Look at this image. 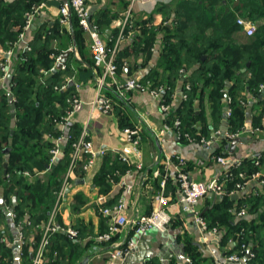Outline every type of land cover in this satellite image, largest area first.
Returning a JSON list of instances; mask_svg holds the SVG:
<instances>
[{
	"label": "trees",
	"instance_id": "1",
	"mask_svg": "<svg viewBox=\"0 0 264 264\" xmlns=\"http://www.w3.org/2000/svg\"><path fill=\"white\" fill-rule=\"evenodd\" d=\"M45 1L0 0V46L3 49H8L18 40L19 31L16 28L25 24L26 14L32 7ZM47 4L60 9L65 2L58 0ZM155 13H160L165 23L158 29L146 30L140 41H134L132 48L134 55L144 51L150 56L159 32L162 36L157 64L142 82L150 81L151 88L161 84L172 87L175 81L180 79L183 84L190 83L192 87L189 100L182 103L177 111L172 112L166 121L173 124L176 118H180L183 127H186L185 130L194 133L195 122L201 120L204 124L201 127L202 132L206 135L209 127L204 99L207 98L210 103L213 124L216 126L223 116V97L227 94L232 99L233 108L228 130L232 133L240 132L246 122L243 107L246 94L258 96L264 106V0H175L171 5H159ZM238 18L256 24L253 36H246L243 28L237 24ZM169 19L171 21H168ZM98 25L101 28L100 23ZM50 32L47 35L43 29L39 30L29 45L30 51L18 49L16 52L10 79V89L15 100L13 110L8 93L0 90V219L4 221L5 216L2 202L13 209L15 214L14 230L12 227H7L4 231L0 228V264H13L12 250L8 248L7 241L12 240L13 231L18 225L23 226L26 237L33 235V243L27 242L24 249L25 257L30 256L28 247L34 251L38 248L41 239L38 226L48 221L57 193L62 187L72 151L70 142L63 148L64 157L61 161L50 169L47 168L51 164L50 152L56 146L55 140L62 135L53 119L58 120L65 114L69 108L67 100L75 94L74 84H67L68 80L84 83L95 79L96 75L93 71V60L83 59L87 66L77 70L73 67L77 60L71 64L69 57L64 70L43 76L42 70L48 71L55 65L56 57L51 55L61 54L52 48L53 42L67 39V36L82 50L85 44L84 32L72 12L70 32L63 29L60 22L55 24ZM112 45L113 43L108 41L109 49ZM131 54L129 49L119 52V70H123L124 63ZM65 84V91L56 90V87L60 88ZM168 96L169 94L166 95L167 98ZM196 101L200 102L199 112L195 109ZM119 116L121 126H128L124 121L125 117ZM260 121V117L253 118V128L261 126ZM70 134L73 139L78 138V125L71 126ZM226 146L223 142L216 151L217 154L223 155L221 151L226 152ZM6 149H10L9 156L4 152ZM254 161V158L245 159L233 167L232 180L226 182L225 190L231 191L236 183L244 182V179L239 177L240 173L251 177L259 172L260 166H256ZM260 162L262 163V159ZM119 169L125 172L128 167L112 163V156L104 158L94 177L95 185L100 187L101 193L110 191L109 179L113 178L115 171ZM25 172L30 176H25ZM83 175L84 172L79 167L76 176L81 178ZM68 198L69 194L66 203ZM86 204L85 196L78 193L72 198L71 205L66 204L64 207L73 213H79ZM234 204L232 196L224 197L212 212L204 213L203 216L207 218L210 228L220 224V246L230 248V253H240L242 244L249 245L252 241L250 233L259 234L260 226L255 221L240 220L237 223L235 217L243 206L248 205L251 213L262 211L259 220L264 225V193L245 197L239 201L236 208ZM26 217H29L31 226L24 224ZM57 221L58 226H65L61 214ZM77 230L78 236L75 238L64 232L52 235L44 253V264H77L83 254L79 242L85 238L83 231L80 228ZM229 240L232 241L229 243ZM253 242L255 244L250 249L254 257L249 260V264H264V247L259 243L260 239ZM185 244L187 251H196V247L188 240ZM191 259L192 263L196 264L197 257ZM146 264L161 262L157 258H151Z\"/></svg>",
	"mask_w": 264,
	"mask_h": 264
},
{
	"label": "crops",
	"instance_id": "2",
	"mask_svg": "<svg viewBox=\"0 0 264 264\" xmlns=\"http://www.w3.org/2000/svg\"><path fill=\"white\" fill-rule=\"evenodd\" d=\"M86 2L90 7L92 20L96 23H100L101 25L100 29L103 37L107 41L109 39L116 38L120 31V23L129 9L131 0H86ZM173 2H175V0H136L134 2L131 13L132 19L136 24V28H134L131 37L125 40L121 46V51L129 49L132 54L125 62L127 63V66L122 71L119 70L121 81L136 76L144 78L156 66L161 51L162 36L160 32L157 42L151 50L150 56H148V54L144 51L134 55L132 49L133 44L135 43V40L140 41V39L143 38L146 30L150 31L153 28L158 29L163 23H165L164 17L160 13H155V11L159 5H171ZM168 21L171 20L169 19ZM58 22H60L59 8L54 5L47 4L34 20L31 29L26 33V40L24 42L30 45L34 41L36 33L42 29L45 34L49 35L52 27ZM60 26L70 32L69 25H62L60 23ZM65 38L67 39H60L53 42L52 48L56 51H60L62 55L66 51H69L70 48H74L77 54L69 51V56L66 58V62L70 57L69 59L71 64H73L72 62L74 60H77L76 64L75 62L73 64V67L77 70L80 67H86V62H83V59L93 60L87 35L84 33L85 43L87 44H84L83 50L80 46L75 44L74 40H70L67 36ZM1 49L3 48L0 46V50ZM20 49L21 48H19V50ZM51 57H56V55L52 54ZM93 71L96 73L95 79L93 80H88L84 83L79 81L76 82L74 80L75 83L81 84L82 87L78 91V94L87 104L78 114L75 115L71 121L69 129L65 130L64 133L65 135L67 132L71 133V126L74 124L78 125L80 132L82 127L87 125L89 140L93 143L97 150L101 148L105 149L107 154L104 157H98L94 167L89 172L84 173L81 178L76 176L71 183L70 190L68 192L69 200L74 197V195L82 193L87 199V205L85 208L79 213H73L69 209H65V211L61 213V219L64 225L71 226L69 229L76 228L77 230V228H80L84 233L85 238L79 242L81 249L83 250V254L77 264H113L109 253L113 251L118 244H127L128 241L134 237V233L132 228L129 226L120 234L116 235L111 242L98 240V237L108 230L109 221L102 214L103 207H112L120 198L125 197L129 218L132 219L139 216L149 215L153 210V197L158 192L159 184V179L155 178L153 174L156 170H162L161 164L167 155H179L185 158L187 161L188 173L194 180L197 181L209 182L219 175L224 168L216 163V156L219 155L216 151L209 153L206 148L198 143H177L174 141L173 134H168V142L161 149L157 144L154 131L157 132L161 130L167 118L159 111L158 103L145 90H137L127 93V96L131 99V106L125 105L123 101L116 96L113 90H104L103 93L105 95L110 94L112 98L113 96L118 98L116 107L121 109V111L116 110V108L115 111L109 115H96L97 119H90L92 107L89 106V103L94 101L98 95L97 79L101 73L100 70L95 69V66L93 67ZM41 74L43 76H47L43 73ZM183 85L182 80L177 79L174 86H172L175 93L174 107H176V109L172 112L177 111V109L181 106L179 101L181 99ZM7 86L8 82L1 84L0 90H5L9 93ZM260 101L261 100L258 96L246 94L243 107L245 109V125L247 126V131L240 136L242 141L236 145L234 153H231L228 148V155L234 162H240L245 159L260 156L262 163L259 168V172L264 174V106ZM133 103L139 105V109L141 111L136 110L133 107ZM121 104L126 106L125 108H128L124 111L125 113L123 112ZM203 105L207 119L210 121L213 119V115L207 98L204 99ZM195 109L199 112V101L195 102ZM135 110L138 111L140 116L136 114ZM224 110L225 106L223 104V112ZM119 115L124 116L125 123L129 125H136L139 120L141 121L142 141L140 148L142 152L141 161L143 164L141 170H138L136 167L139 164L140 159L134 156H131L130 164L123 163L120 160V152L126 146V143L121 136L123 127L121 126ZM258 117L261 118V126L253 128V118ZM217 124L218 125L214 126L215 128H219L221 130L227 129L228 125L227 121L224 120V113ZM209 127L213 129V125L211 124ZM47 137L51 138L50 135ZM221 152L224 153L225 151L222 150ZM107 156H112V163L114 162L115 165H126L128 169L125 172L120 169L115 171V178L111 177L109 179V183L111 185L110 191L103 194L100 192V187L95 185L94 177L102 166L104 158ZM156 158L160 159L161 163L156 162ZM47 167L50 169L51 166L48 165ZM128 187H130V189H128ZM247 189V194L238 193L236 196H233L235 197L233 199L235 201L234 208H236L239 201L245 197L264 193V187L259 185V181L257 179L249 180ZM0 195H2V191H0ZM168 195L171 198V203L167 211L171 215L172 221L166 231L158 232L153 230L147 237L140 239V252L143 251L146 253V257L141 262L137 261L136 264H142L151 258L159 259L161 264H193L191 259L192 257H197L196 264H236L229 263L226 260V257L234 253L229 252L230 248H223L220 246L222 237L221 230H219L220 232L218 238L210 232L203 233L194 223L192 218L182 211V208L177 201L179 196L176 183L172 179L169 182ZM224 197L228 196L222 197L210 194L202 199L198 205V209L201 211L202 216L204 213L212 212L216 204ZM3 205L5 208L4 211L6 212L9 207L5 204ZM246 208L248 209L246 215L243 218H238V216H236L235 221L237 223L240 220H244L246 222L255 221V223L260 226L259 234H256L255 232L252 234L250 233L249 236L252 238V241H250L248 246L251 248V246L255 244L253 241L260 239L259 243H261L264 247V225L259 220L262 211L251 213L248 205ZM27 218L29 217H26V219ZM203 218L208 222L206 217L203 216ZM0 224H4L9 228L12 227L14 230L13 220L11 219V221H9L6 213L4 221L0 219ZM16 233V230L13 231L12 240L7 239L9 240V242L7 241L8 248L12 250L13 254V264H31L32 248L28 247L30 254L29 258L25 257L24 249L26 248L27 242L28 244L33 243L31 242L33 241V237L31 235L27 236L26 244L20 247L17 242ZM186 240L196 247V251H192L191 249L190 252L187 251L185 244ZM231 241L232 240H229V243ZM207 244H210V249H208ZM212 249L216 251L215 255H213ZM246 264H249V260Z\"/></svg>",
	"mask_w": 264,
	"mask_h": 264
},
{
	"label": "built area",
	"instance_id": "3",
	"mask_svg": "<svg viewBox=\"0 0 264 264\" xmlns=\"http://www.w3.org/2000/svg\"><path fill=\"white\" fill-rule=\"evenodd\" d=\"M51 1L58 0H46L45 2L34 5L31 11L26 14L25 24L22 27L17 28V31H19L18 40L8 49L0 50V85L8 82L7 88L9 92L11 91L10 79L12 77V65L17 49L21 47V49H24L25 51H30L29 44L24 42L26 40V33L31 29L34 20L40 14L41 10L47 5V2ZM67 1L69 3L70 9L66 4L61 5L59 9L60 23L62 25L70 26L71 12L76 15L80 28L88 37L95 69L100 70L101 72L97 79L98 95L94 101L89 103V106L92 107L90 119H97L96 115H109L113 113L114 105L111 99L107 98L103 94V91L106 89L113 90L116 96L127 106L130 103L126 98L128 92L146 90L149 95L158 103L159 111L167 118L172 113V111L176 109V107H174L175 93L171 86L161 84L151 88L152 85L149 82L144 86L142 82L143 77L141 76L132 77L124 81L120 80L117 58L119 52L121 51L123 42L133 34L134 22L131 18L130 11L132 10L136 0H131L129 9L125 13L124 18L120 23V31L118 36L108 40L109 42L113 43L112 48L110 49L107 46L108 41L103 37L99 25L91 18L90 7L87 5L86 0ZM237 24L243 28L247 37L253 36L256 32V24L249 22L244 18H238ZM69 51L77 54L74 48H70ZM62 59V54L56 56L54 67L48 71L42 70V73L44 75H48L49 73L53 72ZM126 66L127 63L124 64L123 69ZM65 68V64H63L60 70H64ZM70 82H73L76 92L68 98L67 103L69 108L65 114L58 120L53 119V123L62 132V135H60V137L55 140L56 146L50 152L52 155L50 166L56 164V160L59 158L60 154H63L64 157L63 148L71 142L72 151L70 153V163L63 179L62 188L57 193L53 214L46 224L38 226V228L41 230L42 236L38 248L32 255L31 264H44V253L46 248L49 246L53 234L57 232H64L74 238L78 236L77 231L72 229L66 230L63 227L58 226L54 221L55 213L57 210L62 208V205L67 200L71 183L76 177V170L80 167L84 173L89 172L94 167L97 158L104 157L107 154L105 149L101 148L97 150L93 143L89 140V131L87 125L82 127L77 139H73L70 132H67L65 135L64 132L65 130L69 129L71 121L75 115L78 114L87 104L83 101V99L80 98L78 94V91L82 87L81 84L75 83L73 79L68 80L67 84ZM67 84L61 86L60 88L56 87V90L65 91L67 89ZM191 91L192 87L190 83L183 85L179 104L189 100ZM167 94H169L168 98L166 97ZM223 104L225 106L224 120L227 121L233 115L232 99L227 94H225L223 97ZM135 112L138 116H140L138 111L135 110ZM193 128L195 129L196 125H194ZM246 131V125L238 133H231L228 128L225 130L218 129L217 131L213 132L210 138L204 137L199 141H194L191 139L190 133L187 132L183 127L182 120L180 118H176L173 124H169L166 121L163 124L161 130L157 132L154 131V135L156 137L157 144L161 149L168 142V134H173L174 141L177 143H198L206 148L209 153H212L213 150H218L223 142L227 144L226 147H229L234 139L240 138V136ZM141 135L142 126L140 120L138 124L128 125L121 131V136L126 143V146L120 152V160L123 163L130 164L131 156L140 159L139 164L136 166L138 170H141L143 167L141 161L142 152L140 148L142 141ZM215 145L218 146L216 147ZM228 151L229 149H226V154H224V152L223 155L216 156V163L223 167L224 170L209 182L194 180L188 173L187 161L182 156L167 155L161 164L162 170H156L153 174L155 178L159 179V184L158 192L153 197L152 212L149 215L139 216L131 219L128 217L126 198H120L114 206L103 207L102 214L109 221L108 230L106 233L100 235L98 240L103 242H111L116 235L120 234L129 226L133 230L134 237H138L139 239L147 237L153 230L158 232L166 231L172 221V217L167 211L171 203V198L168 195V186L171 179L176 183L179 196L177 201L180 204L182 211L192 218L194 223L203 233L210 232L212 235L218 238L220 232L219 229L217 227L210 228L208 222L203 218L201 211L198 209L200 201L210 194L222 197H233L238 193L247 194L248 181L252 179H257L259 181V185L264 187V174L257 172L251 177H246L245 173H240L239 177L244 179V182L236 183L231 191L225 190V182L232 180V168L239 165L240 163L234 162L228 155ZM62 158H60L59 161ZM254 159V164L258 167L261 166L260 156H256ZM156 162L161 163V160L156 158ZM24 175L30 176L28 172H25ZM128 189H130V187H128ZM246 213L247 208L244 206L237 212V216L238 218H243ZM14 218L15 215L12 211L11 219L14 220ZM24 224L26 226L32 225L31 221H28V219H25ZM15 228L17 232V242L21 247L22 245L26 244L27 241L23 231V226L18 225ZM133 238H131L125 245L118 244L115 249L109 253L113 264H122V261L125 258L124 254H128L136 247V244L133 242ZM207 247L210 249V244H207ZM241 249L242 250L240 253L229 255L226 257V260L229 263L246 264L248 260L254 257V254L247 244H242ZM247 252L250 253L249 257H247ZM212 253L215 255L216 251L212 249ZM142 264H146V262H143Z\"/></svg>",
	"mask_w": 264,
	"mask_h": 264
},
{
	"label": "rangeland",
	"instance_id": "4",
	"mask_svg": "<svg viewBox=\"0 0 264 264\" xmlns=\"http://www.w3.org/2000/svg\"><path fill=\"white\" fill-rule=\"evenodd\" d=\"M87 3V2H86ZM88 5V4H87ZM132 10L130 11V14H131V18H132ZM133 20V19H132ZM133 22H134V20H133ZM134 28H136V24H135V22H134ZM101 33H102V31H101ZM85 44H87V43H85ZM11 46V45H10ZM19 48H21V47H19ZM142 52V51H141ZM151 83L150 81H146V83H143V85L145 86L147 83ZM146 91V90H145ZM132 92V91H131ZM104 94V93H103ZM105 95V94H104ZM107 98H109V99H111V101H112V103H113V105H114V111H115V109L117 108L116 106V102H118V98L116 97H114L113 96V98H112V96L109 94H107V95H105ZM127 98V100H129V102H131V99L127 96L126 97ZM122 106L121 107H123V112L125 111V110H127L128 108H125L126 106H124L123 104H121ZM129 105H130V103H129ZM131 106V105H130ZM133 107L136 109V110H139V111H141L139 108V105H137V104H135V103H133ZM131 108V107H130ZM116 110H119V111H121V109H119V108H117ZM125 113V112H124ZM230 119V118H229ZM229 119L227 120V128H229ZM210 122V123H209ZM213 125V129H211L210 127H209V125ZM194 125H196V128H195V130H197V131H195L194 133L193 132H189L190 133V135H191V139L192 140H194V141H199L201 138H210V136L213 134V132H215V131H217L219 128H215L214 127V124H213V119H211L210 121H208V124H207V126L209 127V131H208V134H204L203 132H202V128L201 127H203V122L201 121V120H197L196 122H195V124ZM199 127V128H198ZM184 128H186L185 126H184ZM232 133V132H231ZM237 133V132H236ZM188 144V143H187ZM217 151V150H216ZM225 186H226V182H225ZM62 188V187H61ZM73 198V197H72ZM72 198L66 203V201H65V203L62 205V208L61 209H59V210H57L56 211V213H55V218H54V221H55V223L57 224V219H58V217H59V215L63 212V211H65V209H67L66 207H64L66 204H69V205H71V202H72ZM69 199V198H68ZM86 201H87V199H86ZM87 205V204H86ZM85 205V206H86ZM54 206H55V204H54ZM85 206L82 208V209H84L85 208ZM10 208V207H9ZM7 209V211H11V209ZM248 210V209H247ZM53 212H54V207H53V209L51 210V213H50V215H49V218H48V221H49V219H50V217H51V215L53 214ZM15 215V214H14ZM28 219V218H27ZM28 221H30L29 219H28ZM47 221V222H48ZM46 222V223H47ZM46 223H44V224H46ZM71 226H63V228L64 229H66V230H68L69 228H70ZM214 227H217L218 229H220V224H217L216 226H214ZM0 228L4 231V230H6L7 229V227L4 225V224H0ZM72 230H75V231H77L78 232V230H76V229H72ZM106 233V232H105ZM33 236V235H32ZM42 236V235H41ZM41 240V239H40ZM32 242V241H31ZM250 248V247H249ZM33 251V254H34V250H32Z\"/></svg>",
	"mask_w": 264,
	"mask_h": 264
},
{
	"label": "water",
	"instance_id": "5",
	"mask_svg": "<svg viewBox=\"0 0 264 264\" xmlns=\"http://www.w3.org/2000/svg\"><path fill=\"white\" fill-rule=\"evenodd\" d=\"M65 4L69 7V3L67 0H64ZM70 9V7H69ZM71 12V11H70ZM69 56V52L66 51L64 54H63V59L61 60V62L57 65V68L53 71L54 73L58 72L61 68H62V65L66 63V58ZM249 66V64H248ZM247 66V67H248ZM245 70H243L244 72ZM72 85H73V82H72ZM263 90H264V87H263ZM8 97L10 98V103H11V109L13 110L15 108V101L13 100V97H12V93L9 92L8 93ZM14 116V114H13ZM241 139L240 138H236L234 139L231 144L229 145V149H230V152L231 153H234V150H235V147L238 143H241ZM216 147L218 145H215ZM5 154L7 156H9V153H10V149H6L5 151ZM213 152H215V150H213ZM63 157V154H60L59 158L56 160V164L59 162V159ZM4 167L6 168L7 167V163L4 164ZM49 168V167H47ZM235 197H233L234 199ZM4 203L2 202V206L4 207L3 205ZM12 211H6V216H7V219L9 221H11V217H12ZM69 235V234H68ZM70 237H72L71 235H69ZM140 239L138 237H134L133 238V242L136 244V247L134 249H132L128 254H124L125 258H124V261H123V264H136L137 261L138 262H141L145 259L146 257V253H144L143 251L140 252L141 248L139 246L140 244ZM249 252H247V257H249Z\"/></svg>",
	"mask_w": 264,
	"mask_h": 264
}]
</instances>
